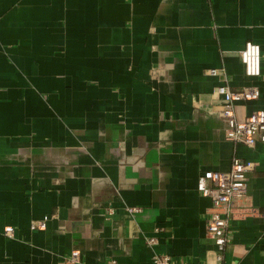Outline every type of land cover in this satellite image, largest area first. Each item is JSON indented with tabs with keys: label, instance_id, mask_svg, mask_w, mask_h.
<instances>
[{
	"label": "crops",
	"instance_id": "0c3cea01",
	"mask_svg": "<svg viewBox=\"0 0 264 264\" xmlns=\"http://www.w3.org/2000/svg\"><path fill=\"white\" fill-rule=\"evenodd\" d=\"M219 86L264 110V0H0V264H213L199 177L257 163L264 211V142L226 138ZM232 229L226 263L263 264L264 216Z\"/></svg>",
	"mask_w": 264,
	"mask_h": 264
},
{
	"label": "built area",
	"instance_id": "2783aa9c",
	"mask_svg": "<svg viewBox=\"0 0 264 264\" xmlns=\"http://www.w3.org/2000/svg\"><path fill=\"white\" fill-rule=\"evenodd\" d=\"M240 58L247 77L254 78L261 75L262 56L259 45L248 42L241 51ZM208 74L218 76L220 71L210 70ZM214 95L225 99V105L220 110L219 116L227 125L226 138L228 140L251 148L255 147L258 140L264 142V110L253 112L245 119L238 118L235 112L236 102L259 97L257 88H245L239 92H232L225 86H219L215 89ZM256 167L257 163L234 159L230 171H207L199 177L197 184L199 193L212 199V206L207 211L206 231L207 237L216 247L213 264H228L223 254L226 247L233 242V222L264 216V211L253 205L249 195V175L255 171ZM47 220L48 217L42 221L32 222L31 229L33 231L45 229ZM7 233H12V230L7 229ZM147 242L151 247L158 244L156 238L147 239ZM152 261L153 264H175L171 256L154 249ZM78 263V252H73L72 256L65 261V264Z\"/></svg>",
	"mask_w": 264,
	"mask_h": 264
}]
</instances>
